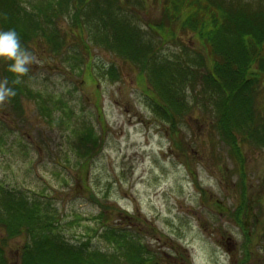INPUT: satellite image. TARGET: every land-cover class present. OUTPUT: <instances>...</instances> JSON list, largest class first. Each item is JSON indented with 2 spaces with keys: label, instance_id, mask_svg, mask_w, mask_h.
Segmentation results:
<instances>
[{
  "label": "rangeland",
  "instance_id": "rangeland-1",
  "mask_svg": "<svg viewBox=\"0 0 264 264\" xmlns=\"http://www.w3.org/2000/svg\"><path fill=\"white\" fill-rule=\"evenodd\" d=\"M243 1L264 5V0ZM22 2L31 3L30 8L44 5L43 0ZM135 8L140 26L161 15L160 2H139L128 11ZM69 26L66 16L57 21L61 31L69 32ZM193 41L185 42L195 47ZM66 43L65 49L28 50L22 75L43 96L66 104L70 113L63 118L69 125L57 120L60 109L54 110V120L40 115L33 99L23 100V110L16 114L0 89V187L46 203L68 242L89 240L93 247L112 251L100 236L102 225L111 223L126 228L161 264H237L244 253V264H264V148H243L249 213L241 219L250 234L246 243L227 213L239 202L237 164L228 146L201 122L206 112L200 99L189 93L186 97L191 107L180 122L184 148L179 151L167 125L149 107L137 69L93 45V79L86 78L81 62L69 57L76 53L71 42ZM177 46L168 42L162 49L176 52ZM110 65L118 72L116 78L106 74ZM83 123L101 137L100 150L84 170L72 133ZM197 187L206 191V199ZM103 206L109 218L99 216ZM22 242L16 237L6 243L10 264H16Z\"/></svg>",
  "mask_w": 264,
  "mask_h": 264
},
{
  "label": "trees",
  "instance_id": "trees-1",
  "mask_svg": "<svg viewBox=\"0 0 264 264\" xmlns=\"http://www.w3.org/2000/svg\"><path fill=\"white\" fill-rule=\"evenodd\" d=\"M145 1L43 0L42 7L30 8L31 3L22 0H0V31L13 29L25 53L35 46L65 49L70 41L76 53L69 57L81 62L82 74L89 79H93V45L128 62L137 69L149 107L167 125V135L179 151L184 148L180 122L191 107L186 97L189 93L195 101L199 98L206 112L201 122L206 121L210 132L228 146L229 157L237 164L239 202L227 213L248 243L250 234L241 219L249 213L243 148H264V5L243 0H148L161 3V15L140 26L137 9L128 8ZM64 16L70 21L69 32L57 27ZM189 39L195 47L187 45ZM168 42L178 45L176 52H164L162 46ZM11 63L0 58V89L13 111L20 114L23 100L33 99L40 115L54 120V110L60 109L57 120L69 125L63 118L70 113L66 104L28 86L22 74L9 70ZM106 74L118 76L113 65ZM99 120L103 123L102 115ZM81 125L72 133L75 155L84 159L80 163L84 170L100 150L101 137L92 125ZM197 188L206 199V191ZM106 210L103 206L99 216L109 218ZM58 221L46 203L0 187V264H10L5 245L16 237L23 239L16 264H161L124 227L102 225L100 236L113 247L105 251L89 240L66 241ZM247 259L244 253L237 264Z\"/></svg>",
  "mask_w": 264,
  "mask_h": 264
},
{
  "label": "clouds",
  "instance_id": "clouds-1",
  "mask_svg": "<svg viewBox=\"0 0 264 264\" xmlns=\"http://www.w3.org/2000/svg\"><path fill=\"white\" fill-rule=\"evenodd\" d=\"M0 58L12 61L8 67L13 73L22 74L27 71L24 65L30 58L27 53L20 48L19 38L13 29L0 31ZM9 94H11L10 91Z\"/></svg>",
  "mask_w": 264,
  "mask_h": 264
}]
</instances>
